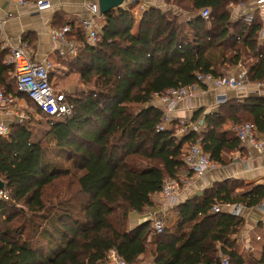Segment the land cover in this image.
<instances>
[{"label":"trees","instance_id":"trees-1","mask_svg":"<svg viewBox=\"0 0 264 264\" xmlns=\"http://www.w3.org/2000/svg\"><path fill=\"white\" fill-rule=\"evenodd\" d=\"M170 4L172 0H166ZM190 13L197 39L186 43L185 26L166 7L150 6L135 33L133 7L103 15L99 40L91 44L81 22L69 38L79 43L70 67L85 89L65 93L74 105L71 116L51 119L41 136L14 122L0 136V179L9 200L0 199V264H105L115 249L129 264H220L221 254L237 264L236 241L241 217L223 205H238V183H215L177 207L178 221L158 233L152 221L131 228L130 215L154 205L167 179H181L184 154L199 143L216 164L242 141L226 121L251 122L264 135V96L223 101L205 115V129L177 135L159 131L163 109L157 95L199 85L200 73L222 76L223 69L243 64L251 81L264 79V17L232 20V4L254 0H177ZM211 10L208 19L202 9ZM0 53V88L6 95L29 97L17 86L14 65ZM40 111V110H39ZM193 114L198 119L204 112ZM41 112V111H40ZM65 158L72 167H60ZM73 168V169H72ZM75 179L76 189L61 199L60 210L45 202V190L60 176ZM247 205L264 200V184L246 192ZM215 205L221 206L213 211ZM248 264H264V244Z\"/></svg>","mask_w":264,"mask_h":264},{"label":"crops","instance_id":"crops-1","mask_svg":"<svg viewBox=\"0 0 264 264\" xmlns=\"http://www.w3.org/2000/svg\"><path fill=\"white\" fill-rule=\"evenodd\" d=\"M130 1L125 0V4L127 5ZM156 1L160 5L159 7L164 8L160 0ZM93 2H97V0H53V8L39 14L35 13L34 3L19 6L15 0H0V23L2 24L0 28V53L4 50L9 51L4 45L6 40H10L11 44L15 46L26 41L30 45L34 60L50 59L53 62L54 70L51 73V81L54 87L57 85V80H62L60 78L61 75H66L67 72L73 71L70 74L74 75L76 83L78 80L79 84L77 83V85L68 89H58L57 87V91L64 93L77 91L81 88L79 86L81 83L79 74L76 71L74 72L69 63L77 55H73L70 49L55 42L52 38V31L61 26L62 19L78 23L88 18L90 16V4ZM238 8L237 3L232 4L230 7L233 21L238 20L240 12ZM145 10L143 9L139 12L133 9L136 18V28L133 29L135 33L140 27L142 12ZM259 13L261 17H264V10L259 11ZM101 24L103 25V18ZM261 35L264 38V29ZM73 41L77 44L76 50L78 54L80 45L77 41ZM7 60L8 55L5 56V61L7 62ZM239 64L230 67L231 70H228L229 68L223 69V74L234 73L238 69ZM0 90H3V88H0ZM220 91L223 92V103L228 101V99H238L243 102L249 97L264 96V92L259 91L255 85L240 90L223 88ZM220 91L211 85L200 84L196 86L191 100H183L178 105L174 115L179 137L182 134L180 133L177 120L185 118L193 121V114L200 109L205 111L196 120L202 119L203 130L205 129V115L213 112L222 102H219L218 94ZM10 97L13 99V108L22 110L24 106L23 97L19 95L18 97L10 95ZM15 119L16 116L13 114L5 115L2 113L0 115V120L5 121L10 126L15 122ZM236 126L229 119L224 124L225 128H233V131ZM169 127V129L173 128V124ZM225 155L228 159L227 164H217L215 168L209 169L203 176L193 175L188 170L184 171L181 178L188 176L189 182L182 186L179 195L170 201H165L160 194L155 195L153 206L148 207L143 214L133 212L130 215V227L134 228L146 221H153L155 218L162 217L167 223L166 227L172 228L178 221L177 207L181 203L196 195H201L215 183L236 181L238 183L236 193L241 197V201L235 206L223 205L222 209L239 211L242 221L238 233L233 235L232 238L236 241L237 264H248L251 254L258 252V248L264 244V204L249 207L246 195L247 190L251 186L264 184V153L252 143L243 142L239 149L226 152ZM105 264L110 263L106 262Z\"/></svg>","mask_w":264,"mask_h":264},{"label":"built area","instance_id":"built-area-1","mask_svg":"<svg viewBox=\"0 0 264 264\" xmlns=\"http://www.w3.org/2000/svg\"><path fill=\"white\" fill-rule=\"evenodd\" d=\"M19 6L29 3L35 4V13H41L53 8V0H15ZM164 6H167L166 0H160ZM240 12L238 19H244L246 22H252L257 11L264 10V0H254L251 4L245 2L237 3ZM125 2L122 9L128 8ZM170 9L177 17L179 23L185 26L182 34L183 40L186 43H192L197 39L198 33L192 25V15L177 5L170 3ZM120 8V9H121ZM149 8V7H148ZM211 10L209 8L202 9L200 16L208 19ZM103 14L100 12L98 2L90 4V16L82 20V29L85 31L88 40L91 44H95L99 40V28L102 26L101 21ZM2 24L0 23V28ZM71 26L66 25L62 28H57L52 31V38L55 42L70 49L73 55H77V44L69 38ZM5 47L9 49L7 63L13 64L15 69V78L18 89L26 94L32 103L49 118L63 119L71 116L74 111V105L68 100L64 92L56 91L52 81L51 73L54 70V64L50 59L42 61L34 60L30 45L24 41L18 46L11 44L10 40H6ZM200 84H208L217 90L223 88L244 89L248 86L255 85L259 91L264 92V79L261 81H251L249 78L248 69L239 64L238 69L234 73L223 74L222 76H214L212 73H200L197 76ZM199 84V85H200ZM196 85H187L167 90L162 95H157L155 105L161 106L163 109L162 122L157 126L159 131L170 128L175 119V112L178 105L183 100H191L194 96ZM219 102L223 99V92H219ZM12 97L6 95L5 91L0 90V115L13 114L16 116L15 122L22 125L29 118L28 113L23 110H17L12 106ZM7 108V109H6ZM180 127V133H188L190 131L202 132L203 121L189 120L180 118L177 120ZM176 122V121H175ZM11 132V126L5 121L0 120V136L8 137ZM236 136L242 142H250L255 145L262 153H264V135L260 134L256 126L251 122L239 124L234 130ZM184 163L189 172L193 175L203 176L209 169L215 168L216 163L210 159V156L205 153L199 143L192 145L184 154ZM189 182V177L184 176L181 179H167L164 183L160 195L165 201H170L177 197L183 185ZM0 199L9 200L8 193L4 190L0 191ZM264 204V200L261 205ZM221 206L215 205L213 211H218ZM239 214V211H235ZM165 220L162 217L153 219L152 226L154 230L161 233L165 230ZM220 264H231V258L228 255H220ZM107 262L110 264H129L123 256L115 249L108 254ZM137 264H152L151 261L140 262Z\"/></svg>","mask_w":264,"mask_h":264},{"label":"rangeland","instance_id":"rangeland-1","mask_svg":"<svg viewBox=\"0 0 264 264\" xmlns=\"http://www.w3.org/2000/svg\"><path fill=\"white\" fill-rule=\"evenodd\" d=\"M167 2V1H166ZM173 5H177L179 6V3L177 0H172L170 2ZM150 4H152L151 6H160L156 0H131L127 5H129V7H133V9L137 10V11H141V10H145L148 7H150ZM167 6H163L166 7V9L170 8V4L167 3ZM181 7V6H179ZM162 8V7H161ZM182 8V7H181ZM143 13V12H142ZM191 15V14H190ZM136 23V22H135ZM136 28V25H134L133 29ZM70 69V68H68ZM228 70H231L230 68ZM67 72L66 75H61V79L64 80H57V85H55V90L57 91V87L58 89H68L69 87H73L75 85H77V83L79 84L78 80L76 83V79L75 77H73L70 73ZM75 72V71H74ZM81 86V90L85 89L84 85L82 83H80ZM3 91H5L3 89ZM75 91V90H74ZM76 92V91H75ZM24 106L22 108L23 111H26L28 113V119L25 121V126H28L32 129L33 134L34 135H38L41 136L43 134V132L46 131L48 124L47 122L50 120V118L46 115H44L43 113H41L39 111V109L32 103L31 100H28L27 98H24ZM155 103V102H154ZM54 119V118H51ZM51 158L53 160L58 161V163L60 164V167H64L65 169H69L72 167V164L70 161L66 160L65 158H55L54 154L51 155ZM73 169V168H72ZM75 179H73V177L71 176H65L62 175L60 176L56 181L53 182V184L51 186H48L45 190V202L48 205H54L55 209L60 210L61 206V199L64 198H69L70 196H72L74 194V191L76 189L75 186ZM165 226H167V223H165ZM149 258V257H148ZM145 259V261H151V259Z\"/></svg>","mask_w":264,"mask_h":264},{"label":"water","instance_id":"water-1","mask_svg":"<svg viewBox=\"0 0 264 264\" xmlns=\"http://www.w3.org/2000/svg\"><path fill=\"white\" fill-rule=\"evenodd\" d=\"M100 12L105 15L113 9H120L124 4L125 0H97ZM6 184L3 180L0 179V191L4 190Z\"/></svg>","mask_w":264,"mask_h":264}]
</instances>
